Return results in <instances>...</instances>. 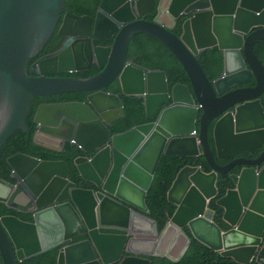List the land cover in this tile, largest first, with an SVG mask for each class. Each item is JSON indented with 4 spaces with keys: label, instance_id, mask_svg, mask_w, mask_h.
<instances>
[{
    "label": "water",
    "instance_id": "water-1",
    "mask_svg": "<svg viewBox=\"0 0 264 264\" xmlns=\"http://www.w3.org/2000/svg\"><path fill=\"white\" fill-rule=\"evenodd\" d=\"M66 1L0 0V149L22 129L27 146L32 136L57 153V159L30 151L8 157L15 181L0 177V202L30 218L0 215V264L54 249L58 264H151V257L178 263L193 240L237 264H264V151L219 165L209 140L218 120L219 160L254 155L264 146V63L255 51L264 40V0H101L95 15L67 11ZM61 17L62 47L29 64ZM137 33L168 46L191 84L171 86L167 71L129 59ZM209 48L224 52V72L214 81L199 59ZM94 64L102 71L93 76L57 75ZM117 79L123 94L144 98L151 121L113 133L111 125L126 114L122 96L109 90ZM76 92L89 93L87 100L40 103L32 134L34 97ZM195 130L198 136L191 135ZM75 150L74 167L90 188L80 186L70 162L59 158ZM165 155L205 157L209 170L181 169L168 194L176 210L159 231L147 199ZM237 166L239 174L230 175L234 188L218 198L219 176ZM216 198L228 230L215 222Z\"/></svg>",
    "mask_w": 264,
    "mask_h": 264
},
{
    "label": "trees",
    "instance_id": "trees-1",
    "mask_svg": "<svg viewBox=\"0 0 264 264\" xmlns=\"http://www.w3.org/2000/svg\"><path fill=\"white\" fill-rule=\"evenodd\" d=\"M101 0H67L66 10L71 11L75 14L84 15L91 14L95 15ZM149 15L148 19L153 20L154 16L157 15V8ZM187 16H182L175 28L178 34L183 31V24L186 21ZM62 19L60 20L57 29L60 27ZM46 43L44 48L29 61L31 64L38 56L54 51L62 46L63 37L58 35V30ZM102 43L108 44L109 40H103ZM255 51L259 56L260 60L264 63V40L256 43ZM129 58L134 59L137 63L147 66L151 69H161L167 71L170 79L171 86L178 82L190 83V77L185 71L184 66L180 62L179 58L175 53L159 39L152 35L146 33H137L131 39ZM199 59L205 68L208 76L211 80H215L222 76L224 72V52L222 50L207 49L205 52L201 53ZM98 67L92 70L79 71L77 73H60L63 76H79V77H89L95 75L99 72ZM257 84L256 80L253 82V86ZM109 90L119 93L125 102L126 114L125 116L116 120L112 125L111 129L113 133L123 132L135 125L142 124L150 121L147 117L146 106L144 98L138 96H127L122 93V86L119 80L115 81L109 88ZM88 98V93H68L63 95L48 96V97H34L32 99L30 113L28 116V124L32 128V134L34 133L35 123L33 121L35 112L40 103L51 102V101H62V100H80L86 101ZM264 103V95L262 96ZM216 121L210 126L209 129V140L211 144V149L216 157V161L220 165L228 164L231 159L223 161L219 160L217 156V149L214 137ZM27 133L22 129H17L3 144L0 149V177L7 179L11 182L15 180L10 176L11 167L7 162L9 156L17 152H29V149L40 150V157L52 158L50 153L43 152L47 151L46 148L41 147L33 142L32 136L29 140V145H26ZM262 148L257 155L261 153ZM51 152V151H48ZM74 156L79 154L78 151L72 152ZM248 154H238L235 157ZM233 157V158H235ZM232 158V159H233ZM72 164L73 172L72 176L75 181L79 183L80 186L87 187L89 184L81 180L78 175L77 170ZM203 166L205 170H209V164L207 160L202 158H181L176 156L165 155L160 164L159 170L154 179V183L149 192L147 203L150 208L149 217L157 222L159 231H162L166 226L169 218L174 214L176 207L168 202V194L171 190L175 180L181 169L186 165ZM240 167H236L230 171L225 176H219L218 188H219V198L224 196L228 189L234 187L232 179L229 177L232 174L239 173ZM212 209L216 213V221L221 223L223 210L216 205V200L211 203ZM3 214H15L21 218H29V216L16 212L12 208L6 207L4 203L0 202V215ZM226 228V227H224ZM59 249H54L48 251L44 254L38 255L37 257L24 261L19 264H58ZM151 264H237L231 259L221 256L219 253L211 250L207 246L201 244L200 242L193 240L188 251L178 263L172 262L166 258L151 257ZM252 264H259L254 261Z\"/></svg>",
    "mask_w": 264,
    "mask_h": 264
},
{
    "label": "clouds",
    "instance_id": "clouds-1",
    "mask_svg": "<svg viewBox=\"0 0 264 264\" xmlns=\"http://www.w3.org/2000/svg\"><path fill=\"white\" fill-rule=\"evenodd\" d=\"M63 15L64 14H62V17H63ZM156 16V15H155ZM184 16H187V18H188V15H184ZM62 17H61V19H62ZM60 19V20H61ZM62 23V22H61ZM59 24V23H58ZM61 25V24H60ZM58 26V25H57ZM57 29V28H56ZM59 29V28H58ZM56 31V30H55ZM55 33V32H54ZM63 37V36H62ZM46 45V44H45ZM44 48V47H43ZM58 50V49H57ZM200 56V55H199ZM40 58V57H39ZM130 59V58H129ZM34 62V61H33ZM147 67V66H146ZM185 69V68H184ZM186 71V70H185ZM62 73H64V72H62ZM69 73V72H68ZM57 75H59V76H61L60 75V73L59 74H57ZM63 76V75H62ZM221 77V76H220ZM117 80H119V79H117ZM116 80V81H117ZM212 81H214V80H212ZM115 82V81H114ZM113 82V83H114ZM254 82V81H253ZM112 83V84H113ZM179 83V82H178ZM187 84H191V82L190 83H187ZM257 85V84H256ZM255 85V86H256ZM250 86H253V83L250 85ZM89 95V94H88ZM67 101H70V100H67ZM263 101V100H262ZM51 102H54V101H51ZM264 104V103H263ZM202 106H200V108H201ZM151 121V120H150ZM217 121L218 120H216V123H217ZM199 126H200V123H199ZM194 132H196V133H194ZM194 132H192L191 133V135H194V136H198V130H195ZM262 148H264V146L263 147H261L254 155H252V154H250V153H247V152H241V153H238V154H248L247 156H245V155H241V156H238V157H235L236 155H238V154H236L234 157L235 158H230L231 160H234V159H236V158H248V159H256V158H258L259 157V155L264 151V149L261 151V153L259 154V155H257V153L262 149ZM29 151L30 152H33L32 150H30L29 149ZM48 151H51V150H47V153H50V155L52 156V158H44V159H56V157H57V153H55L54 151H51V152H48ZM75 151H77V150H75ZM74 152V151H73ZM79 152V151H78ZM27 153V152H26ZM34 153V152H33ZM60 154H64V153H60ZM79 154H80V152H79ZM78 154V155H79ZM77 155V156H78ZM37 156H39V155H37ZM40 157V156H39ZM75 157V156H74ZM41 158H43V157H41ZM76 158V157H75ZM202 158V157H201ZM205 158V157H204ZM185 159V158H184ZM187 159H189V158H187ZM206 159V158H205ZM229 160V159H228ZM223 161H226V160H223ZM72 163H73V161H71ZM71 162H70V164H71ZM190 165H192V164H190ZM220 165V164H219ZM71 166H72V164H71ZM73 166H74V163H73ZM187 166V165H186ZM193 166H195V165H193ZM203 167V166H202ZM237 167H240V166H237ZM204 168V167H203ZM236 168V167H235ZM234 168V169H235ZM241 168L242 167H240V170H241ZM76 169V168H75ZM77 170V169H76ZM233 170V169H232ZM231 170V171H232ZM72 172H73V168H72ZM78 172V171H77ZM240 172V171H239ZM72 174V173H71ZM239 173H236V175H238ZM233 175V174H232ZM230 177V176H229ZM82 180V179H81ZM83 181V180H82ZM217 186H218V183H217ZM84 187V186H83ZM234 188V187H233ZM233 188H231V189H233ZM229 190V189H228ZM227 192V191H226ZM219 198V197H218ZM218 198H216V199H214V200H217ZM219 207V206H218ZM221 208V207H220ZM213 210V209H212ZM223 210V209H222ZM213 212H214V214H215V222L220 226V227H222V229L223 230H228L229 229V227L226 225V224H224L223 223V221H222V219H221V223H218L217 221H216V213H215V211L213 210ZM24 214V213H23ZM25 215H27V216H29L28 214H25ZM222 217H223V214H222ZM30 218V217H29ZM29 218H25V219H29ZM224 227H226V228H224ZM150 260H151V258H150ZM254 262V261H253ZM252 262V263H253Z\"/></svg>",
    "mask_w": 264,
    "mask_h": 264
},
{
    "label": "flooded vegetation",
    "instance_id": "flooded-vegetation-1",
    "mask_svg": "<svg viewBox=\"0 0 264 264\" xmlns=\"http://www.w3.org/2000/svg\"><path fill=\"white\" fill-rule=\"evenodd\" d=\"M153 13V12H152ZM152 13H150L149 15H153ZM148 15V16H149ZM155 17V16H154ZM154 19V18H153ZM58 30V29H57ZM103 40H106V39H103ZM102 40V41H103ZM65 41V37H63V42ZM110 41V43H108V44H104V45H111L112 44V42H113V40H109ZM63 42H62V44H63ZM102 43V42H101ZM62 47V46H61ZM60 47V48H61ZM59 49V48H58ZM57 50V49H56ZM56 50H54V51H56ZM54 51H51V52H48V53H52V52H54ZM48 53H45V54H42V55H40V56H38L35 60H34V62L39 58V57H41V56H43V55H46V54H48ZM33 63V62H32ZM31 63V64H32ZM96 67H98L99 69H100V71L99 72H97L96 74H98V73H100L101 71H102V69L97 65V64H94V66L92 67V68H90L89 70H92L93 68H96ZM95 74V75H96ZM62 76V75H61ZM89 94V93H88ZM62 101H67V100H62ZM54 102H58V101H54ZM30 150H32V149H30ZM34 153H35V155H38V154H40L39 152H40V150L38 151V150H32ZM60 157V159H66V160H68L69 162H71L72 161V158H74V155L72 154V152H70V153H64V154H60L59 155ZM56 159H57V157H56ZM88 183V182H87ZM89 185L87 186V187H92V185H91V183H88Z\"/></svg>",
    "mask_w": 264,
    "mask_h": 264
},
{
    "label": "bare ground",
    "instance_id": "bare-ground-1",
    "mask_svg": "<svg viewBox=\"0 0 264 264\" xmlns=\"http://www.w3.org/2000/svg\"><path fill=\"white\" fill-rule=\"evenodd\" d=\"M231 123H233V120H230L229 122L223 124V128H224V129L231 128V125H229V124H231ZM227 145H228V143H226V142L223 141V146H227ZM235 146H236V144L233 145V147H235ZM262 261L264 262V257L262 258Z\"/></svg>",
    "mask_w": 264,
    "mask_h": 264
},
{
    "label": "built area",
    "instance_id": "built-area-1",
    "mask_svg": "<svg viewBox=\"0 0 264 264\" xmlns=\"http://www.w3.org/2000/svg\"><path fill=\"white\" fill-rule=\"evenodd\" d=\"M194 133H196V132H194Z\"/></svg>",
    "mask_w": 264,
    "mask_h": 264
}]
</instances>
